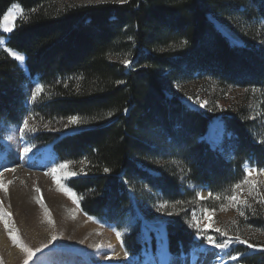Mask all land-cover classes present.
Wrapping results in <instances>:
<instances>
[{
  "label": "trees",
  "instance_id": "16d2710c",
  "mask_svg": "<svg viewBox=\"0 0 264 264\" xmlns=\"http://www.w3.org/2000/svg\"><path fill=\"white\" fill-rule=\"evenodd\" d=\"M15 2L25 12L7 45L25 55L27 71L0 49V125L50 123L35 133L26 128V135L51 145L61 161L86 162L68 185L89 215L123 228L135 213L133 197L176 205L166 224L167 248L174 255L192 251L199 242L177 212L188 209L184 202L198 201L193 187H209V204L232 195L246 164L264 167V120L252 119L246 107L224 114L230 137L223 150L212 148L203 137L218 112L188 106L174 84L198 78L210 88H244L261 103L264 118V0H127L61 8L56 0H0V37L2 17ZM210 13L241 20L244 43L232 44ZM33 78L42 92L29 108L26 84ZM72 116L83 126L63 129ZM248 203L238 221L264 235V203ZM143 233L138 220L123 235L130 254L141 256ZM237 250L243 264H264V251Z\"/></svg>",
  "mask_w": 264,
  "mask_h": 264
},
{
  "label": "rangeland",
  "instance_id": "374dc122",
  "mask_svg": "<svg viewBox=\"0 0 264 264\" xmlns=\"http://www.w3.org/2000/svg\"><path fill=\"white\" fill-rule=\"evenodd\" d=\"M100 2H121V0H56L60 8ZM24 12L23 6L18 2L11 4L5 11L4 15L8 14L15 19L13 26V23L4 21L2 17L0 49L7 51L11 58L27 71L25 55L7 45L8 35L14 31L17 20L24 15ZM209 17L232 44L244 43L241 20L239 21L232 14L222 13H210ZM8 27L13 30L5 31L4 29ZM260 33L256 36H262ZM13 53L23 55L24 60L16 59ZM128 64L129 62L126 65ZM37 85L41 84L36 78L26 84L30 94L27 100L29 108L32 106V93ZM174 89L188 106L218 112L203 137V140L212 148L223 150L225 139L230 137L221 118L224 114L234 113L237 109L246 107L252 119L264 120L261 117V103L253 97L254 95L248 96L249 92L244 88L235 86H226L221 89H216L214 86L210 88L203 80L197 78L183 85L176 83ZM30 113L29 111L28 116ZM76 117L81 122L72 124L67 119L63 129L70 131L81 128L84 122L80 117ZM33 122H35L34 119L27 126L28 129L33 128L32 133L51 128L50 123L40 125ZM3 125H0L2 126L0 128V161L6 155H9L7 157L9 159L4 163L5 167L0 170V227L3 232L6 231L4 239L8 248L3 242L0 243V264H25L26 260L27 264H243L240 260L242 253L237 250L239 246L249 248L253 253L264 251L263 233L251 225H242L238 221L243 216L248 202L263 201L264 203V167L258 169L246 164V176L239 183L240 188L235 187L231 196L215 199L209 204L204 202L210 197L209 187H193L198 190V201L190 199L187 204L184 202L181 207L187 206L188 209L178 211L177 215L184 214L186 223L195 232L199 245L189 253L182 255L170 253L169 255L166 224L172 220L176 205H169L161 201L159 197L155 199L156 203L152 202L154 200L147 203L133 197L132 205L135 213L123 228L89 215L81 207V196L68 185L71 178L83 172L86 162L81 161L78 166H75L71 162L59 160L51 145H43L28 138L24 124ZM25 149L29 151L25 152ZM47 159L51 160L50 167L56 171L53 173L52 170L50 178H47L49 182L45 181L44 188H39L38 185H33V182L29 181L28 183L26 180L24 185L20 184L14 177L6 180L7 170L15 169L14 167L19 165L29 170L31 168L29 163L38 160L43 163ZM249 172L251 175L248 174ZM70 173H77V175L72 176L69 175ZM58 183L75 194L76 203L64 191L59 190ZM150 188L147 186L146 191L152 193ZM233 196L236 197L234 201L230 199ZM45 209H47V215ZM206 217H210L211 221ZM138 220L141 222V231L144 232L143 237L147 242L141 256L130 254L123 240V235ZM5 221L8 228L5 227ZM209 223L211 226L206 228L205 226ZM216 229H220V232ZM10 231L18 237L17 243H13L9 235ZM117 233H120L119 238ZM208 237H212L213 242H209ZM21 243L29 249H39V251L28 259V253L20 246ZM217 244L221 246L217 247ZM98 245L100 247H97ZM12 249L20 251L16 253L15 261H12L10 257ZM206 249H209V252L205 253ZM220 249L223 251L220 252Z\"/></svg>",
  "mask_w": 264,
  "mask_h": 264
},
{
  "label": "bare ground",
  "instance_id": "6f19581e",
  "mask_svg": "<svg viewBox=\"0 0 264 264\" xmlns=\"http://www.w3.org/2000/svg\"><path fill=\"white\" fill-rule=\"evenodd\" d=\"M7 157H9V155L4 156V159L0 161V170H2V168L5 167L4 163H6L8 161V159H9V158L7 159ZM38 161L37 162L34 161V162L29 163V165L31 167L29 170L23 169L22 166H20V165L14 167L15 169H12L13 171L12 170H7L6 173H5L6 180H9L10 178L14 177L15 178V181H19L20 184H23L24 185L25 180H26V182H28V181L30 183L33 182V185L34 184L38 185L39 188H44L45 187V181L52 174L53 168L50 167L52 165V162L49 159H47L43 163H40ZM2 174H4V172H2ZM7 183H9V182L7 181ZM0 192H1V181H0ZM32 194H33V192H32ZM33 197H34V195H33ZM5 232H3L1 230V227H0V243L3 242L5 244V247L8 248V245L6 244V240L4 239V233ZM219 251L221 252L223 250L220 249ZM17 252H20L19 249H16V250L15 249H12V250H10V257H11V260L12 261H15L16 260L15 256H16V253ZM207 252H209V249H206L205 250V253H207Z\"/></svg>",
  "mask_w": 264,
  "mask_h": 264
},
{
  "label": "snow or ice",
  "instance_id": "6c2138e0",
  "mask_svg": "<svg viewBox=\"0 0 264 264\" xmlns=\"http://www.w3.org/2000/svg\"><path fill=\"white\" fill-rule=\"evenodd\" d=\"M121 2L123 3L124 0H121ZM14 19H15L14 17H11V16L8 15V14H5V15L3 16V20L6 21V22H11V23H13V26H14ZM4 30L7 31V32H11L13 29H12L11 27H8V28H5ZM0 43H2V41H0ZM13 55H15V56H16V59H18V60H20V61H23V60H24V56H23V55H16L15 53H13ZM124 63L127 64L128 61H125ZM41 91H42V86H41V85H37L36 90L32 93V99L35 100V99L37 98L38 94H39ZM205 103H206V102H205ZM69 121H70V123H72V124H76V123L81 122V121L78 120V118H77L76 116H72V117H70V118H69ZM24 126H25V128H27V126H28V122H27V120L24 121ZM27 151H29V149H25V152H27ZM61 167H65V165H61ZM55 171H56V169H53V173H55ZM105 171H108V169H105ZM248 174L251 175V172H249ZM69 175L75 176V175H77V173H70ZM246 182H247V181H246ZM58 187H59V190L64 191L67 195H69L70 198L73 199V202H74V203L77 202V198H76L75 194L72 193L69 189L64 188L63 186H60L59 183H58ZM235 187H236V188H240V185L237 184V185H235ZM37 191H39V189H37ZM210 195H211V194H210ZM201 198H203V197H201ZM230 199L234 201V200L236 199V197L233 196V197H231ZM41 203H42V201H41ZM45 212H46V215H47V209H45ZM8 215H10V214H8ZM206 218H208V219L211 221V218H210V217H206ZM210 226H211V223H209V225H206L205 227L207 228V227H210ZM5 227H6V228L8 227L7 221H5ZM216 231H217V232H220V229H216ZM222 234H223V233H222ZM9 235H10L11 239L13 240V243H17V242H18V237H17L12 231L9 232ZM117 236H118V238H119V237H120V233H117ZM53 239H55V237H53ZM208 240H209V242H213L212 237H208ZM20 246H21L22 248H24V250L28 253V259H31V257L34 255V253H35L36 251H39V249H35V250H33V249H29V248H27L26 246H24L22 243H21ZM216 246H217V247H220L221 245H218V244H217ZM97 247H100V246L98 245ZM109 247H111V245H109ZM233 259H235V258H233ZM25 264H27V260L25 261Z\"/></svg>",
  "mask_w": 264,
  "mask_h": 264
}]
</instances>
